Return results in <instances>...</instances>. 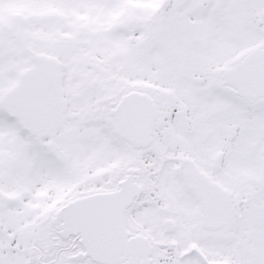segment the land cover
I'll return each instance as SVG.
<instances>
[{"label": "snow or ice", "instance_id": "6c2138e0", "mask_svg": "<svg viewBox=\"0 0 264 264\" xmlns=\"http://www.w3.org/2000/svg\"><path fill=\"white\" fill-rule=\"evenodd\" d=\"M0 264H264V0H0Z\"/></svg>", "mask_w": 264, "mask_h": 264}]
</instances>
